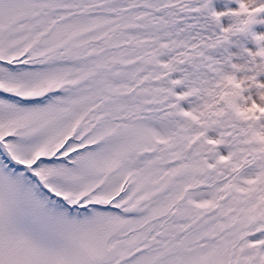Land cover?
<instances>
[{
    "label": "snow or ice",
    "instance_id": "obj_1",
    "mask_svg": "<svg viewBox=\"0 0 264 264\" xmlns=\"http://www.w3.org/2000/svg\"><path fill=\"white\" fill-rule=\"evenodd\" d=\"M0 264H264V0H0Z\"/></svg>",
    "mask_w": 264,
    "mask_h": 264
}]
</instances>
